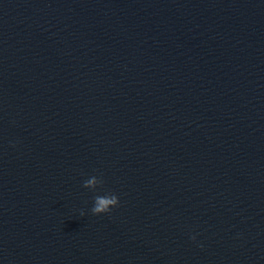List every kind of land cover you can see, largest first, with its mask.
<instances>
[{"label": "water", "instance_id": "water-1", "mask_svg": "<svg viewBox=\"0 0 264 264\" xmlns=\"http://www.w3.org/2000/svg\"><path fill=\"white\" fill-rule=\"evenodd\" d=\"M0 264H264V0H0Z\"/></svg>", "mask_w": 264, "mask_h": 264}, {"label": "clouds", "instance_id": "clouds-1", "mask_svg": "<svg viewBox=\"0 0 264 264\" xmlns=\"http://www.w3.org/2000/svg\"><path fill=\"white\" fill-rule=\"evenodd\" d=\"M104 183L103 179L98 176H91L83 182V187L90 189L92 191H96L98 186H102ZM119 197L113 193H109L106 195H96L94 197L93 207L91 208V212L94 215L106 214L110 213L111 210L115 207L119 206ZM85 213L81 210L80 215L83 216ZM195 240V237H192Z\"/></svg>", "mask_w": 264, "mask_h": 264}]
</instances>
